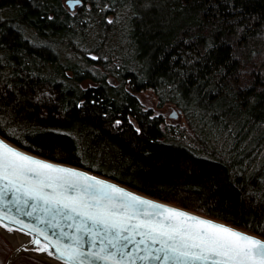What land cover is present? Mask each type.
<instances>
[{"label":"trees","instance_id":"1","mask_svg":"<svg viewBox=\"0 0 264 264\" xmlns=\"http://www.w3.org/2000/svg\"><path fill=\"white\" fill-rule=\"evenodd\" d=\"M0 124L33 153L264 237V0H0ZM11 251L0 233V264Z\"/></svg>","mask_w":264,"mask_h":264},{"label":"snow or ice","instance_id":"2","mask_svg":"<svg viewBox=\"0 0 264 264\" xmlns=\"http://www.w3.org/2000/svg\"><path fill=\"white\" fill-rule=\"evenodd\" d=\"M68 3L71 9L81 0ZM0 132L19 136L16 129L2 124ZM13 212L50 217L36 216L53 230L50 234L32 229L48 243L41 239L30 243L51 256L50 244L63 264H264L260 239L142 199L80 171L40 161L0 140V220L24 224ZM0 226L13 231L6 224Z\"/></svg>","mask_w":264,"mask_h":264},{"label":"water","instance_id":"3","mask_svg":"<svg viewBox=\"0 0 264 264\" xmlns=\"http://www.w3.org/2000/svg\"><path fill=\"white\" fill-rule=\"evenodd\" d=\"M66 4L69 6L68 0H66ZM76 6L77 5H74L71 9H74ZM173 113L175 115H173ZM170 116L171 117H177L178 116V112L173 111L170 114ZM0 140H4V142L7 143L8 145H10L12 148H15V149L19 150L20 152H22V153H24V154H26V155H28L30 157L36 158V159H38L40 161H44V162H48V163H51V164L56 165V166L66 167V168H70V169H74V170L80 171V172L85 173V174H87L89 176L95 177L96 179L102 180V181H104V182H106L108 184L115 185V186L119 187L120 189H123L124 191L129 192V193H131L133 195H136V196H138V197H140L142 199L151 201V202L156 203V204L163 205L165 207H169V208H172V209H175V210L182 211V212L187 213L188 215L193 216V217H198L200 219L211 221V222H213L215 224H218V225L226 226V227L234 229L235 231H238L240 233H244V234H247L249 236H253V237L257 238V239H260V240L264 241V237H262V236H260V235H258L256 233L250 232L248 230L240 228V227H238L236 225H233V224L228 223L226 221H223L221 219H217V218H213V217H210V216H206V215L200 214L198 212L189 210L187 208H184V207L169 203L167 201H163V200H161L159 198H156V197H153L151 195L142 193L140 191H137V190L129 187L128 185H126L124 183H121V182L117 181L116 179H114L112 177H108L106 175H102L100 173H97V172L92 171L90 169H85V168L77 166V165H72V164H68V163H65V162H60V161H55V160L48 159L46 157H43V156L38 155L36 153H33V152H31V151H29L27 149H24L22 147L17 146L12 141L8 140L7 138L3 137L2 135H0ZM29 203H31V201ZM11 215H14L16 217V219L22 220L24 222V224H18V223H15L13 221H10L8 219H4V220H0V225L6 224L8 226V228L13 229V231H11L12 233L18 232V233H21V234H23L25 236H28L31 240L41 239L42 244H47L48 243L47 241L43 240V237L39 236V234L36 231H33L32 229L33 228L43 229L44 231H46V232H48L50 234L53 230L48 228L47 225L39 223L38 220L36 219V216L39 215V216L43 217V219H45V220L50 219V217L46 216L44 213H34V215L32 217L24 216L22 214H17L15 212H13ZM25 224L28 225V227H24ZM60 224H61L62 227H64L65 231H68V232L71 233L72 230L66 227V222L65 221L61 220ZM0 228L3 229V230L8 231L7 228H5L3 226H0ZM0 232H1V230H0ZM3 235H5V234H3ZM48 246H49V250L53 252V255L49 256L47 253H44L48 259L47 260L43 259V260L48 261V262H52L54 264H63L62 260H59V259L56 258L57 254L55 253V249L52 248V246L50 244ZM21 253H30V252H29V249L25 248V246H21L19 249L16 250V252L13 249V251L10 253L8 258L6 259L5 264H12V262L16 259V257H18ZM10 258H12L11 261H10ZM9 261H10V263H9ZM152 264H156V262H152Z\"/></svg>","mask_w":264,"mask_h":264},{"label":"rangeland","instance_id":"4","mask_svg":"<svg viewBox=\"0 0 264 264\" xmlns=\"http://www.w3.org/2000/svg\"><path fill=\"white\" fill-rule=\"evenodd\" d=\"M139 96L142 99V101H143L145 106L152 107L156 112H160L161 114H163L165 116V118L167 120H173V121H179V122L182 121L181 117L179 118L180 113L178 111H180V110L178 108H176L175 106L170 105V104H165V105L161 106L159 104L157 95L152 90L143 91L142 93L139 94ZM173 111L178 112V116L177 117H171L170 116V114ZM3 236L8 241V243L11 245L12 249H14L13 243L5 235H3ZM21 254H26V255L32 257L33 259H35V260H37L39 262H42L44 264H54L52 262H48V261H45V260H43L41 258L35 257L34 255H32L30 253H21Z\"/></svg>","mask_w":264,"mask_h":264},{"label":"bare ground","instance_id":"5","mask_svg":"<svg viewBox=\"0 0 264 264\" xmlns=\"http://www.w3.org/2000/svg\"><path fill=\"white\" fill-rule=\"evenodd\" d=\"M82 1V0H81ZM81 4V3H80ZM76 8V7H75ZM74 8V9H75ZM71 9V10H74ZM19 146V145H17ZM21 147V146H19ZM23 148V147H22ZM25 149V148H24ZM1 233L5 234L7 236V238L13 243V247H14V251L16 252L17 249H19L21 246H25L26 249H29V252L34 255L35 257L41 258V259H45L47 260L48 258L46 257V255L42 252H38L36 250H34L36 248V245L34 246V244L30 243L31 239L28 236H25L21 233L18 232H10V231H6L1 229ZM13 250V249H12ZM12 258H10L11 261ZM9 261V263H10Z\"/></svg>","mask_w":264,"mask_h":264}]
</instances>
